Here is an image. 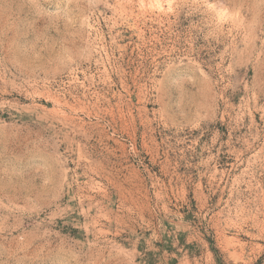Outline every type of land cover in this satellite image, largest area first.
<instances>
[{
    "label": "rangeland",
    "instance_id": "rangeland-1",
    "mask_svg": "<svg viewBox=\"0 0 264 264\" xmlns=\"http://www.w3.org/2000/svg\"><path fill=\"white\" fill-rule=\"evenodd\" d=\"M0 264H264V0H0Z\"/></svg>",
    "mask_w": 264,
    "mask_h": 264
}]
</instances>
